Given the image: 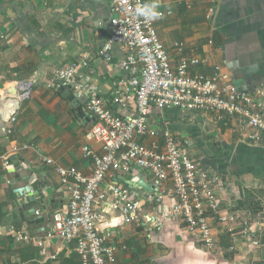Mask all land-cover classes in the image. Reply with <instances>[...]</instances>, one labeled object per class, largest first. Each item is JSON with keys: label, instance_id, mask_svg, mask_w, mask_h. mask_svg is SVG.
I'll list each match as a JSON object with an SVG mask.
<instances>
[{"label": "crops", "instance_id": "obj_1", "mask_svg": "<svg viewBox=\"0 0 264 264\" xmlns=\"http://www.w3.org/2000/svg\"><path fill=\"white\" fill-rule=\"evenodd\" d=\"M155 2L165 14L156 20V28L173 66L183 55L207 59V65L193 66L191 72L210 74L220 65L241 92L255 94L264 81V0ZM114 15L105 0H0V104L18 82L32 83L30 96L21 100L14 119H0V264L81 262L75 241L48 237L53 216L65 214L70 201L68 186L55 165L90 175L93 161L84 157L82 148L88 143L98 154L103 149L101 143L87 139L95 121L86 109V97L73 92L75 103L73 97H65L55 71L80 64L109 110L123 118L135 117L133 98L125 105L114 101L117 84L128 77L119 65L120 47L112 45L105 51ZM259 101L264 102V96L256 98ZM147 124L157 135L145 136L142 142H163L168 131L181 145L190 143L187 149L198 169L229 183L221 212L239 211L252 220L260 216L264 222V135L262 142L252 143L246 138L251 130L238 117L224 115L218 121L215 113L155 106ZM16 154L26 165L19 169L20 175L33 173L32 183H11L14 176L7 160ZM17 165L22 164L17 161ZM151 178L150 171L132 164L128 171L110 172L102 185V190L115 184L128 187L142 203L139 221L131 224L123 222L112 200L100 207L106 218L99 230L106 245L117 248L119 264H264V224L229 234L210 213L216 245L207 250L191 237L180 217L165 214L178 202L173 182L168 180L158 192L149 193L143 185H151ZM41 183L49 186L46 197L53 196L49 211H41L44 220L39 223H28L29 217L22 221L15 209L26 194L21 196L16 189L30 185L37 196ZM33 207L40 205L25 201V210ZM25 236L29 239H21Z\"/></svg>", "mask_w": 264, "mask_h": 264}, {"label": "built area", "instance_id": "obj_2", "mask_svg": "<svg viewBox=\"0 0 264 264\" xmlns=\"http://www.w3.org/2000/svg\"><path fill=\"white\" fill-rule=\"evenodd\" d=\"M105 1L115 14L105 51L112 45L120 47L119 65L128 73V77L117 84L114 101L125 105L126 100L133 98L136 116L123 118L109 110L99 98V88L81 72L80 64L55 71L60 86L70 87L79 98L86 97V109L95 121L87 139L101 143L103 153H96L88 143L83 146L84 157L93 161L90 175H83L74 167L55 165L54 160L45 158L48 164L55 165L70 194L68 211L53 216L48 237L75 241L80 264H119L117 248L106 245L100 233L99 223L106 218L100 207L107 199L112 200L119 206L123 222L131 224L139 221L142 203L133 197L128 187L115 184L102 190V185L110 172L128 171L132 164L151 172V185L157 190L166 181L173 182L178 202L173 211L165 214L180 217L191 237L207 250H213L216 245L210 213L217 215L219 224L229 234L263 225L260 216L252 220L239 211H220L229 183L220 175H209L198 169L187 149L190 143L181 145L168 131L162 135L163 142L155 140L147 144L142 138L157 135L147 124L155 106L160 110L215 113L218 121L224 115L238 117L251 130L246 135L247 140L260 143L264 135V102H256V98L264 96V81L254 95H248L238 89L220 65L214 66L210 74L191 72L193 66L207 65V59L183 55L179 64L173 66L158 35L156 20L147 21L136 15V7L145 4L144 0ZM16 87L20 100L30 96L31 82H18Z\"/></svg>", "mask_w": 264, "mask_h": 264}, {"label": "water", "instance_id": "obj_3", "mask_svg": "<svg viewBox=\"0 0 264 264\" xmlns=\"http://www.w3.org/2000/svg\"><path fill=\"white\" fill-rule=\"evenodd\" d=\"M240 74L244 75V72H240ZM237 76V74H235ZM244 89L245 87H241ZM59 91L63 93L65 97H73L72 101H76V96L73 94V90L69 87H59ZM11 95V96H10ZM18 95V87H11L10 90H8V96L2 101L0 104V119L4 122H10L17 111L20 109L21 106V100ZM78 100V99H77ZM17 161H20L22 164L21 166L17 165ZM8 166H10L9 172L13 174L14 179L11 181L12 184H16L22 181H29V183H32L34 180V175L33 173H29L28 175L21 176L19 169H24L26 168L25 161L22 157H20L18 154L11 156L7 160ZM13 166V167H11ZM127 185L130 187H135L138 188L139 185L135 184V182H128ZM146 191L149 193L152 191H157L152 185H143ZM40 190L41 192L35 196L34 193L32 192V188L30 185L17 188L16 192L24 196L26 194L25 199L21 200L19 202V207L15 209V212L17 215L20 217L22 221H25V218L29 217V222L28 223H39L40 221L44 220V217L42 215L41 211L48 212L49 211V203L53 202V196H48L46 197L45 191L49 188V186L46 183H41L40 185ZM25 201L27 203H33V202H38L40 205V208L33 207L29 210H25ZM38 215V216H36Z\"/></svg>", "mask_w": 264, "mask_h": 264}, {"label": "clouds", "instance_id": "obj_4", "mask_svg": "<svg viewBox=\"0 0 264 264\" xmlns=\"http://www.w3.org/2000/svg\"><path fill=\"white\" fill-rule=\"evenodd\" d=\"M160 5L153 0V2L138 5L136 7V15L143 17L147 21H154L161 19L164 15L163 12L159 11Z\"/></svg>", "mask_w": 264, "mask_h": 264}]
</instances>
